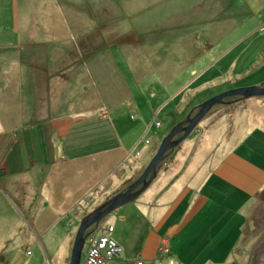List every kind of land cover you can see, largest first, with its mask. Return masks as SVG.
<instances>
[{
	"label": "rangeland",
	"instance_id": "374dc122",
	"mask_svg": "<svg viewBox=\"0 0 264 264\" xmlns=\"http://www.w3.org/2000/svg\"><path fill=\"white\" fill-rule=\"evenodd\" d=\"M41 1L46 0H0V27L7 29L1 32H7L9 37L2 35L0 54L6 52V46L18 45L16 40L19 31H27L22 24L19 30L16 29L11 19L14 20L15 15L20 17V21L34 15L44 17L46 14L39 13ZM202 1V15L211 10L224 13L219 6L214 8L213 0ZM56 2L69 7L66 15L72 16L73 23L67 19V22L53 27L54 31L46 36H41L43 26H40L35 34L36 38L29 40L25 46H20L21 51H28L29 54L37 52L39 56L35 58V64L46 66L57 58L58 53L51 50L53 43L69 46L70 49L79 47L80 51L83 50L84 57H58V62L75 63L74 66L81 67L87 60L96 72V68L100 67V72L96 74L99 80L94 83V88L90 85L86 91L87 84H80L82 92H85L84 102L76 104L72 110L57 113V122L54 116L48 121L51 126L46 125L43 120L49 114H57L50 113L45 108L48 104H41L36 124L26 125L29 117L22 112L18 99L10 97L11 89H5L4 92L0 90V179L13 183L11 191L7 183L6 191H10L9 195L15 202L18 198L13 197L14 194L21 196L27 206L33 203V198L36 201L31 210L18 202V208L27 209L21 212L23 223L19 228H0V239L8 237L7 248H2L0 252L3 257L0 258V264H67L81 219L107 198L125 190L141 175L174 125L186 119L188 114H195L199 105L207 99L227 90L240 88L231 86L232 80L240 77V71L236 67L230 68L235 69L233 73L218 69L220 59L226 52L236 53V56L243 50L248 51L246 54L252 51L254 56H251L250 61L257 59V63L249 68V73L246 72L245 76L249 81H256V84L250 86L264 82L261 80V75L264 74V53L260 57L264 52V24H259L255 36L249 39L241 36L237 39L245 40L232 46V42L222 38L236 24L232 25L230 19L228 23L223 20L217 25L206 22L198 24L196 18L201 10L197 0ZM239 2L228 0L235 12ZM34 26L35 24L29 25V29ZM64 28H72L80 38L70 41L69 29L67 31ZM76 50L78 49L74 52ZM14 52L16 54L15 50ZM202 52H210L213 58L204 66L206 69L200 70V65L207 61H200ZM18 56L17 53L16 61L10 62L11 65L33 62L32 56L23 54L20 59ZM257 66L263 68H255ZM259 79L261 82L257 83ZM11 82H14L13 78L10 79V84ZM225 86L231 88L226 90ZM48 91L49 88L44 86V100L48 99ZM141 92L145 98L143 102L136 97ZM225 100L232 101L234 97ZM68 108L69 106L64 109ZM101 111L108 113V120L116 133L114 141H118V145L106 139L103 148L93 150L95 147H92L90 152L88 149L84 154L78 153V150L85 149L86 146L73 145L77 152L72 153L69 152V144L63 151V140H67L69 136H63L64 132L60 133L62 126L78 124L81 116L91 117ZM106 112H101L99 116L107 118ZM156 121L160 122L159 126ZM25 125L32 128L34 134L23 138L20 131ZM50 127H57L58 136L47 133L46 130ZM6 129L11 131L4 132ZM37 131H42L43 136L40 137ZM73 139L76 138L71 141ZM237 140L243 141L237 151L264 166V98H248L229 105H215L180 144V149L177 148L179 153L173 163L172 173H180L196 162L203 172L206 170L205 176ZM50 146L61 153L55 151V154H51ZM175 151L170 153L174 155ZM72 154L74 155L70 158L68 155ZM171 154L160 163L158 178L173 161ZM32 162L37 165L34 167L35 172L15 169L16 166L17 170L23 166L30 167ZM47 178L51 179L52 189L44 196V189L41 188L38 192L42 195L38 198L34 184ZM55 184H58L57 189ZM78 187L83 189L80 193L87 189L89 192L78 202H72L68 189ZM149 189L150 187L137 199L117 208L90 228L96 231L113 224L117 227V232H123L125 248L119 256L107 259L105 264H136L138 259L148 263L154 261L156 264H219L214 261L220 258L225 259V264H264V189L255 194V200L252 197L250 206L253 207L248 212L246 223L239 213L240 202H237L242 192L226 183L224 194L231 200L230 204L226 206L221 202H209L203 206L200 211L208 210L211 215L213 210L215 217L208 218L204 213L197 215L194 220L195 228H185L177 234L174 239L175 247L170 244V240L163 243L166 228L161 231L153 228L150 231L145 228L146 218L134 211L135 204L143 200ZM80 196L76 195L77 198ZM222 197L223 189L219 192V198ZM70 205H74L72 211L67 210ZM82 210L86 212L83 213ZM125 210L130 213L128 217L133 225V231L127 235L120 220ZM31 218L35 219L36 225L43 224L46 228H29ZM213 219L211 230L218 247L201 250L196 245L200 242L197 236L200 233L202 237L208 234L203 227ZM243 219L245 226L239 228ZM129 222L128 220V224ZM169 223H172L171 220ZM69 241H72L71 248ZM195 245L197 249H194ZM87 247L88 244H85L84 252Z\"/></svg>",
	"mask_w": 264,
	"mask_h": 264
},
{
	"label": "crops",
	"instance_id": "0c3cea01",
	"mask_svg": "<svg viewBox=\"0 0 264 264\" xmlns=\"http://www.w3.org/2000/svg\"><path fill=\"white\" fill-rule=\"evenodd\" d=\"M239 1L240 2L236 4L238 8L235 12L234 8L229 5L228 0H213L214 8H217L219 6L224 13L219 14V12H217L216 10H211L209 13H205L204 15H202L203 1L197 0V5L200 8L199 10L201 11L199 17L196 18V21L201 25L204 24V22L210 23L212 25H217L223 20L228 23L230 19L232 21V25L236 24V27L231 30L229 29V33L225 34L222 40L230 41L232 42V46H237V43H240V41L255 36L259 24H264V0ZM39 6V13L46 14L44 17H36L34 15L20 21V17L15 15V19H11V23L12 25H15L16 29L19 30L22 24L24 28H27V31L22 33L20 31L18 32L16 40L18 42V45L6 46L7 50L4 54L9 56L8 58H6L4 54H0V90L4 92L5 89H8V91L9 89H11L10 97H16L18 99V104L21 106L22 112L24 113V115H27L29 117V121L28 123H26V125L36 124L35 121L37 119V113L41 109V104H48L47 106H45V108L50 111V113L52 112L53 114H60V112L72 110V107H74L76 104L84 102L85 92H82L83 88H81L80 84H83L82 86L87 84L85 91L88 90L87 88H89L90 85L92 86V88H94V83L99 80V77H97L96 74L98 73V71L100 72V67L96 68L98 69V71L96 72L95 68H92L87 60L84 61L81 67L74 66L75 63L63 64L61 62H58V57H63L64 59L65 57H71L72 59L74 56L78 58L84 57V55L82 54L83 50L80 51L79 47L75 48L78 50L74 52L75 49L73 47L70 49L69 46H63L57 43H53L51 50L56 51L59 56L57 54V58L52 61L51 64H48L46 66L35 64L37 63L35 58L39 56L37 52L29 54L28 51H21L20 46H25L29 42V40H34L36 38L35 34L40 26H43L41 30L43 33L41 34V36H46V34L54 31L53 27H56L59 23H64L65 21L67 22V19L72 21L71 24L73 23L72 16L69 14L66 15V10L68 11L69 7H67L65 4L58 5L56 0H46L41 1ZM15 10L17 14V6L15 7ZM57 13H59V15H57ZM31 24H35V26L32 29H29V25ZM66 29L68 31L69 28H64V30ZM6 30L7 29H3L2 27H0V33ZM68 32L71 35V38H69L70 41L80 38V36L75 35L72 28L69 29ZM2 35H6L7 38H9L7 32H5L0 34V41L3 40ZM241 36L245 39H241L239 41V39L237 38ZM1 46L2 45L0 44V47ZM14 50L16 51V54H19L18 59L21 58V55L26 54L30 57L32 56L33 62L19 66L17 63L16 65H11L10 62L16 61V54H14ZM246 52L248 51L243 50L236 56H234L236 53L226 52L225 56L220 59V67L218 68L219 70H226L227 72L230 71L231 73H233L235 72V69L232 70L230 68L236 67V70L240 71V77L237 79L234 78L232 80L233 82L231 86L233 87L250 86L252 84H256V81H249L245 74L246 72L249 73V68H253L255 66V64L257 63V59H252L250 61L251 56L253 57L254 54L252 55V51H249V54H246ZM263 53L264 52H262L260 57H263ZM212 58L213 57L212 55H210V52H202L200 54V61H202V59H207V61L203 65H200V70L202 68L206 69L204 66H206L212 60ZM258 67L263 68L262 66H257L255 68ZM261 76V80H264V74ZM12 78L15 83L11 82L10 84V79ZM16 79H18V81H15ZM259 82H261L260 79L257 83ZM44 86H46V88H49V91L46 94V98L48 99L45 100L43 99L42 95ZM225 88L227 90L231 87L225 86ZM136 97H139L142 102L143 99H145L142 95V92L141 94H137ZM142 102H140L139 104L141 105ZM67 106H69V108L65 110L64 108ZM101 112L104 113L106 111ZM101 112H99L98 115H93L91 117L81 116L78 124L71 123L62 126L63 128L61 129L60 133L64 132L62 133L63 136H65L66 134H68L69 136L67 137V140H63V151L67 147H69V144H71V150L69 152L72 153L77 152L73 149V145H78L80 147L86 146L85 149L78 150V153L84 154L85 150L89 149L88 152H90L92 147H95V149L93 150L103 148L106 139H109L116 145H118V141H114L116 139V133L112 126V123L108 120V113L106 112L107 118L104 119V117L99 116ZM58 114H49V116L43 121L46 125L51 126L52 124H50L48 121L51 120L54 116V119L57 122L59 120ZM26 125L22 127L20 131L23 138L29 137L31 134H34L32 128L30 129L26 127ZM7 131L11 130L6 129V131L4 132ZM46 131L47 133H51V135L55 134L58 136L57 127H50ZM37 132L40 133V137L43 136V133H41L42 131ZM72 138L76 139H73L71 141ZM242 143L243 141L237 140L233 147L229 148L228 152H226L222 159L218 163H216L214 168L211 167V171L208 172L205 176L204 173L206 172V170L203 172V169L198 167L196 162L190 164L180 173H172L173 163L179 153V145V149L175 151L176 155H173V161L170 165H168V169L162 171L159 175V178L157 176V178L149 186L150 189L145 193L143 200H141V202H138V204H135L134 206V211H138L139 216L146 218L145 228H149L150 231L153 228L154 230H157L156 228H158V231L166 228V235L164 236V240H170V244L175 247L174 239L177 237V234H180L185 230V228H195L194 220L197 215L204 213V215L208 218L215 217V212L213 210H211V215L208 210L205 212L200 211L203 209V206H205L209 202H212L211 204L221 202L226 206L230 204L229 201L231 200L224 194L226 183L233 185L234 188L242 192L237 202H240L241 209L239 210V213L247 223L248 212L250 208L253 207L250 206L252 197L254 199L255 194L263 191L264 189V166L259 165L254 160L246 157L242 152L237 151V148H239ZM55 151L61 153L60 150H56L50 146L49 152L51 154H55ZM73 155L74 154L68 156L71 158ZM29 166L30 167L23 166L18 170L16 166L15 169L16 171L21 170L35 172L34 167H36L37 165L32 162L31 164H29ZM8 181L9 180L0 179V228H19L18 226L23 223L21 212L27 209L31 210L32 207H35L34 202L36 201L35 198H33V203L30 206H27L25 205L26 201L22 199L21 196H17L16 194H14L13 197L18 198V200H16L15 202L9 195L11 187H13V183ZM7 183L10 191H6ZM57 186L58 184H55L56 189ZM80 187L73 188L75 191L73 189H68L69 197L72 202H78L79 199L87 196V193L89 192L87 191L88 189L83 193H80L83 190ZM34 188L37 192L36 196L38 198L42 195V193H44V196H46L47 192L52 189L51 179L47 178L40 180L39 182L34 184ZM41 188H43L44 190L42 191V193H39L38 191H40ZM222 189L223 197L222 199H220L219 192ZM68 191L66 190V195H68ZM76 195L81 196L77 198ZM18 202H21L22 206L27 209H23V207L18 208ZM73 206L74 205H70L67 210L72 211L71 208ZM82 211L83 213L86 212V210ZM123 215L125 217L122 216L120 220L123 223L122 225L125 227V234L127 235L129 232L133 231V225L131 224V219H129L130 213L128 212V210L123 211ZM34 216L35 215H32V217ZM244 219L242 226H239V228H243V226H245ZM128 220L130 221L129 224ZM169 220H171L172 223H169ZM212 222H214V219L203 227L206 228L205 230L208 233L206 236L202 237L201 233L197 236V240L200 242L196 245H198L201 250H212L218 247L216 246L214 240L216 237H214L215 235H213L211 230L212 226L214 225ZM41 225L43 224L36 225L35 219L31 218V222H29L28 227L46 228L45 225L39 227ZM128 226H130L131 228H126ZM49 228H52V226ZM111 236L117 241L123 251V248H125L126 246V244L124 243V239H122L124 238L123 232H121L120 230L117 232V227L114 225V230L111 233ZM7 242V236H5L3 239H0V252L2 248L3 250L7 248ZM188 244L191 243L188 242ZM71 245L72 241H69L70 248ZM196 245L194 246V249H197ZM70 248L68 250L69 254ZM28 253H30V251H28ZM84 254L85 252L83 249L82 258ZM0 258L3 257L0 256ZM214 262H217L219 264L226 263L224 258L215 259ZM66 263L69 264V258L66 260Z\"/></svg>",
	"mask_w": 264,
	"mask_h": 264
},
{
	"label": "water",
	"instance_id": "95a60500",
	"mask_svg": "<svg viewBox=\"0 0 264 264\" xmlns=\"http://www.w3.org/2000/svg\"><path fill=\"white\" fill-rule=\"evenodd\" d=\"M237 97L233 101L248 98H263L264 84L249 87H240L227 90L202 102L195 114H188L186 119L177 123L161 141L156 153L151 158L141 175L130 183L123 191L117 192L107 198L105 202L87 213L80 221L73 246L69 264H80L85 241L90 236L92 226L117 208L137 199L157 176L160 163L173 152L197 127L204 116L215 106L225 102L226 98ZM180 135V136H178Z\"/></svg>",
	"mask_w": 264,
	"mask_h": 264
},
{
	"label": "built area",
	"instance_id": "2783aa9c",
	"mask_svg": "<svg viewBox=\"0 0 264 264\" xmlns=\"http://www.w3.org/2000/svg\"><path fill=\"white\" fill-rule=\"evenodd\" d=\"M156 125L159 126L160 122L156 121ZM113 230L114 226L108 225L106 228H98L96 231L91 232L92 234L86 240L88 247L80 264H105L107 259L120 255L122 248L111 236ZM165 242L163 239V243ZM136 264L156 263L154 261L146 263L144 260L138 259Z\"/></svg>",
	"mask_w": 264,
	"mask_h": 264
},
{
	"label": "trees",
	"instance_id": "16d2710c",
	"mask_svg": "<svg viewBox=\"0 0 264 264\" xmlns=\"http://www.w3.org/2000/svg\"><path fill=\"white\" fill-rule=\"evenodd\" d=\"M234 99H237V97H234ZM239 100L242 101L243 99H239ZM239 100H237V101H233V100H232V101H228V100H225V102H223V103H221V104H223V105H229V104H232V103H236V102H238ZM178 147H179V146H178ZM178 147H177V148H178ZM177 148H176V149H177ZM176 149H175V150H176ZM175 150H174V151H175ZM171 153H173V152H171ZM171 153H170V154H171ZM172 155H173V154H171L170 157H172Z\"/></svg>",
	"mask_w": 264,
	"mask_h": 264
},
{
	"label": "flooded vegetation",
	"instance_id": "af4514ba",
	"mask_svg": "<svg viewBox=\"0 0 264 264\" xmlns=\"http://www.w3.org/2000/svg\"><path fill=\"white\" fill-rule=\"evenodd\" d=\"M93 229V231L95 230L94 228H92ZM92 229H90L91 231H92Z\"/></svg>",
	"mask_w": 264,
	"mask_h": 264
}]
</instances>
